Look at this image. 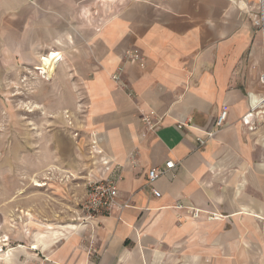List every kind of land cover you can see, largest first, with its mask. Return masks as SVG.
I'll use <instances>...</instances> for the list:
<instances>
[{
  "label": "crops",
  "instance_id": "0c3cea01",
  "mask_svg": "<svg viewBox=\"0 0 264 264\" xmlns=\"http://www.w3.org/2000/svg\"><path fill=\"white\" fill-rule=\"evenodd\" d=\"M261 1L125 0L102 25L74 27L69 0H0V46L66 47L61 68L82 103L78 119H66L78 134L71 155L87 161L76 170L83 190L110 177L129 203L94 220L78 212L76 229L51 230L48 244L32 247L45 257L35 264H181L182 253L188 264L196 255L264 264V130L241 123L248 95L264 93ZM29 15L46 17L26 28ZM133 49L142 61L127 60ZM223 109L226 127L199 144ZM92 144L101 155L91 156ZM170 161L157 198L148 172Z\"/></svg>",
  "mask_w": 264,
  "mask_h": 264
},
{
  "label": "rangeland",
  "instance_id": "374dc122",
  "mask_svg": "<svg viewBox=\"0 0 264 264\" xmlns=\"http://www.w3.org/2000/svg\"><path fill=\"white\" fill-rule=\"evenodd\" d=\"M124 1L69 0L79 11L71 21L74 27L78 21L102 25L118 14ZM45 17L22 20L28 28ZM64 48L45 43L23 54L14 46H0V245L5 251L0 264L44 261L32 247L48 244L51 230L76 229L82 223L76 215L85 214L87 188L83 190L76 170L87 161L71 155L77 147L75 128L66 119H78L75 108L82 103L61 68ZM196 259L204 263V255ZM188 262L182 253L180 263Z\"/></svg>",
  "mask_w": 264,
  "mask_h": 264
},
{
  "label": "built area",
  "instance_id": "2783aa9c",
  "mask_svg": "<svg viewBox=\"0 0 264 264\" xmlns=\"http://www.w3.org/2000/svg\"><path fill=\"white\" fill-rule=\"evenodd\" d=\"M263 10V8H262ZM264 17V10H263ZM128 61H142L143 57L139 50L133 49L126 53ZM118 75L114 77L117 79ZM260 84L264 87V72L261 75ZM248 110L246 114L241 118V123L250 131L256 132L259 129L264 130V93L262 94H249L248 95ZM229 112L223 109L219 112L216 119V128L213 132L207 133L206 138H198L199 144H204L206 141L215 137V135L223 130L228 124ZM143 122L146 126L154 130L157 124L153 122L151 116H145ZM184 126L179 125L178 129H182ZM78 134H75L77 136ZM91 156H99L102 151L97 149L95 144L91 145ZM104 165H108L107 161H103ZM175 168V164L170 161L165 164V168H153L148 172V186L152 188V193L155 197L160 198L161 194L154 188V184L163 176H166L171 170ZM117 180L110 177L107 178H92L88 181L87 197L83 203L85 214L89 220H94L98 216L108 215L110 216L114 211L123 213L128 207L129 203L119 202V191Z\"/></svg>",
  "mask_w": 264,
  "mask_h": 264
},
{
  "label": "bare ground",
  "instance_id": "6f19581e",
  "mask_svg": "<svg viewBox=\"0 0 264 264\" xmlns=\"http://www.w3.org/2000/svg\"><path fill=\"white\" fill-rule=\"evenodd\" d=\"M36 186H41L39 184H37ZM34 249H37V246H34ZM0 253L4 254V250L2 249V246L0 245Z\"/></svg>",
  "mask_w": 264,
  "mask_h": 264
}]
</instances>
